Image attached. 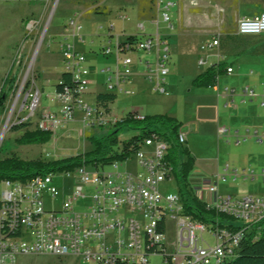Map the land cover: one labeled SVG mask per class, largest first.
<instances>
[{"label": "rangeland", "instance_id": "1", "mask_svg": "<svg viewBox=\"0 0 264 264\" xmlns=\"http://www.w3.org/2000/svg\"><path fill=\"white\" fill-rule=\"evenodd\" d=\"M170 1L174 3L169 11L171 27L162 18L159 23H154L158 13L154 18H142V0H59L56 5H46L41 0H0V95L5 93L6 97L0 104V158L17 156L23 160L42 159L49 162L94 152L96 144L92 138L103 140L113 131H117L119 142L115 148L119 150L125 141L139 134L140 130L129 125L115 127L113 119L106 125L87 128L80 112L76 111L75 119L62 123L45 143L24 144L18 141L27 130L38 128L36 125L43 111L59 110L54 96L56 84L65 71L60 43L69 19H77L81 23L82 39H76L75 45L86 57L87 64L95 66V71L87 76L90 83L83 95L91 104L95 103L98 93L108 92L105 85L109 76L107 68L113 69L116 64V56L106 57L102 47L115 44L118 39L124 40L128 35L145 38L147 34L139 26L144 22L147 33H155L158 29L161 39L170 45L172 57L166 77L168 94L160 93L154 82L142 75L145 68L140 59L154 61L157 47L148 54L143 50L127 52L124 56L132 58L133 74L124 85L128 92L119 91L117 99L111 104L110 117L118 121L139 110V113L148 116L175 115L181 120L180 130L187 137L185 146L198 158L188 173L195 191L205 180L216 181L217 174L225 173L224 166L229 164L231 172L237 169L241 175L234 178L228 174L225 180L219 182V193L264 196V139L259 141L264 125L254 116L264 113V104L258 96H246L245 102L235 107L219 97L226 89L233 94L232 88H235L234 94L240 99L244 87L255 88L253 76L250 75V79L249 75L241 74L238 63L233 62L237 69L234 73L221 74L216 90L194 82L208 68V64H199L200 58L207 55L210 56L205 57L209 60L207 63L213 59L216 63L219 61L212 58L210 52L204 54L201 47L217 35L235 33L238 18L264 10V0ZM153 14L155 12L152 11L150 15ZM30 19H36L38 23L33 32L28 33L26 24ZM251 37L255 42L264 40V34ZM215 50L220 55H235V52L222 49L220 42ZM224 61L225 58L221 59V63ZM31 88L34 92L39 89L41 97L35 115L28 119L29 112L21 109ZM22 123L24 127L13 129ZM7 124L4 134L3 128ZM221 126L228 127V132L220 134L218 128ZM236 130L241 137L240 142H237ZM106 168L110 170V166ZM54 184L68 195L76 185L81 184V180L56 174ZM161 191L164 194L179 192L178 180H166L161 184ZM83 192L85 197L76 203L79 211H86L91 205L93 185L84 184ZM198 195L200 199L208 197L205 191L198 192ZM47 204H51L50 201ZM206 239L214 243L210 236ZM158 261L159 257L152 258V264ZM18 264L88 263L73 256L20 255Z\"/></svg>", "mask_w": 264, "mask_h": 264}, {"label": "built area", "instance_id": "2", "mask_svg": "<svg viewBox=\"0 0 264 264\" xmlns=\"http://www.w3.org/2000/svg\"><path fill=\"white\" fill-rule=\"evenodd\" d=\"M41 1L56 5L59 0ZM148 1L155 12L152 18L158 13L155 23L162 18L171 27L169 11L173 1ZM37 23L36 19L28 21V33L33 32ZM139 26L144 31L143 22ZM82 29L77 19H69L65 25L61 55L65 71L77 85H65L63 90L56 91L54 99L59 110L40 114L36 126L41 130L55 134L62 123L75 119L76 111L87 128L106 125L111 119L113 124L117 122L102 104H91L83 98L90 83L87 76L95 71V66L88 65L84 54L76 48L75 40L82 39ZM237 33L264 34V12L240 18ZM219 42L217 35L201 49L205 52L217 48ZM111 44L102 47L106 57L116 56L115 67L107 68L108 92H128L124 85L133 74V60L125 53L143 50L148 54L157 47L154 61L140 59L145 68L142 75L154 82L160 93L168 94L166 77L170 72L171 48L161 39L158 29L134 42L126 37ZM207 62L204 56L199 60L200 65ZM232 71L228 66L227 72ZM244 92L253 94L248 88ZM40 97L39 89L34 92L31 88L26 94L21 111L29 112L28 119L35 115ZM132 116L144 120L146 115L135 112ZM153 128L141 147L126 160L111 161L110 170L99 161H83L70 171L38 172L26 180L0 179V264H18L20 255L73 256L88 264H152L155 256L159 257L157 264H224L237 254L245 237L254 231L255 238L259 237L264 228V196L219 193V181L225 180V175L217 174L216 181L207 180L196 191H190L199 199L198 192L204 190L207 194V198L200 199L213 212L207 220L200 221L186 213L191 200L188 194L181 190L167 194L161 191L163 182L176 178V165L170 159L167 130L159 123ZM219 132L224 134L227 128L221 127ZM177 138L185 147L186 134L179 130ZM228 170L227 165L225 171ZM56 174L75 177L81 184L66 195L54 184ZM228 174L234 178L241 175L237 170ZM84 184H92L94 194L88 209L79 211L76 203L85 197Z\"/></svg>", "mask_w": 264, "mask_h": 264}, {"label": "trees", "instance_id": "3", "mask_svg": "<svg viewBox=\"0 0 264 264\" xmlns=\"http://www.w3.org/2000/svg\"><path fill=\"white\" fill-rule=\"evenodd\" d=\"M96 1V0H94ZM153 10V5L148 0H142L140 6V16L146 17L150 15ZM260 36V35H259ZM127 41L134 42L139 39L136 35H128ZM220 46L224 50L235 52L236 55L242 54L251 50L252 54H264V40L253 41L252 37H242L235 33H226L220 37ZM227 74V64L217 63L208 66V68L200 73L195 79V83L207 88L215 87L218 83V78L221 74ZM63 83L56 84V91L63 90V87L69 86L74 88L77 84L73 81L70 73L64 71L61 74ZM5 93L0 95V104L6 98ZM115 92H100L96 96L98 104H102L108 112H110V105L117 99ZM138 112V111H137ZM133 113L128 114L122 119L118 120L114 126L121 127L129 125L140 130V133L134 135L129 140L122 144V147L117 150L119 140L117 131H113L105 139L99 140L92 138L96 144L94 152H86L77 156L63 157L52 161H44L42 159L23 160L17 156L7 158H0V179L11 180H26L38 172L50 171H70L76 166L86 162L99 161L102 164L108 165L111 161L126 160L131 152L141 147L142 141L153 132L156 123L161 124L168 132V138L171 141L170 159L176 165L175 176L178 180L180 190L188 194L190 197L189 204L186 206V213L197 220L203 221L211 218L212 210H208L206 203L196 196H192V188L188 180V173L195 161L194 156L190 150L178 143V132L182 126V122L177 118L168 114H161L155 116H145L144 120H136L133 118ZM25 124L16 125L14 130L24 127ZM53 136L51 131L41 130L39 127L32 130H27L18 141L24 144H42L50 140ZM92 155H97L93 157ZM93 158H92V157ZM179 161L181 165L178 167ZM261 224H264V220ZM255 231L245 237L239 246V250L235 256L227 260L224 264H264V228L259 237L255 238Z\"/></svg>", "mask_w": 264, "mask_h": 264}, {"label": "crops", "instance_id": "4", "mask_svg": "<svg viewBox=\"0 0 264 264\" xmlns=\"http://www.w3.org/2000/svg\"><path fill=\"white\" fill-rule=\"evenodd\" d=\"M262 12H264V10H262V11H259V12H256V13H252V14H245V15H241L239 18H238V20L240 19V18H242V17H251V16H254V15H257V14H259V13H262ZM238 20H237V25H238ZM155 23V22H154ZM159 23V22H158ZM143 24H144V22H143ZM144 26H145V24H144ZM144 34H147V35H151V34H153V33H147L146 32V30H145V28H144V31H142ZM235 34H237V35H239L238 33H237V28H236V32H235ZM263 35V34H262ZM110 36H112V34L110 35ZM239 36H242V37H249V36H259V35H239ZM120 40V39H119ZM123 40V39H122ZM122 40H120V41H122ZM216 48H213V49H209V50H207V51H205V52H203L204 54H206V53H208L209 54V52H210V54L209 55H211V57L213 58H218L219 59V61L217 62V63H221V59H223V58H225V60L226 61H224V63H226L227 64V67L228 66H231L232 68H233V71H232V73H234L235 72V70L238 68L239 69V72L241 73V74H243V75H252L253 76V81L255 82V88H251L250 89V86L248 85L247 87H244V89H246V88H248L249 89V91H252L253 92V94L252 95H250L249 93H245L244 91H243V93L244 94H242V95H244V96H242V95H239V97H240V99H237V97H238V95H236L235 96V94H234V89L235 88H232V92L231 93H233V94H230L229 93V90H225L224 92H222V94H220V96H219V94H218V96L220 97V98H222L223 100H226V101H228V103H232L235 107H237V106H239V104L238 103H241V102H245V98H246V96H249V97H259V99H261V101H262V103L261 104H264V54H262V55H255V54H252L251 53V50H248V51H246V52H244V53H242V54H239V55H236V53H235V55L234 54H223V55H220L219 53H217L216 52V50H215ZM204 57H207V58H209L210 56H204ZM229 58V59H228ZM209 61V60H208ZM233 62H237L238 63V67L236 68L235 67V65H234V63ZM217 64L216 63V60H214L213 59V61L212 62H209V63H207L208 64V66H210V65H212V64ZM228 74V73H227ZM220 77V76H219ZM219 79V78H218ZM250 79H251V76H250ZM217 85H218V83H217ZM217 85L215 86V87H210V88H212L213 90H216V88H217ZM139 112H140V110H139ZM170 116H173V117H175V118H177L175 115H170ZM256 118H257V120H259L260 121V124H262V125H264V113L262 112V113H256L255 115H254ZM178 119V118H177ZM179 120V119H178ZM179 121H181V120H179ZM221 127H225V128H227V132H228V127H226V126H221ZM220 127V128H221ZM182 128V127H181ZM220 128H218V131H219V129ZM197 131H199V127H198V129H197ZM237 132H236V137H237V142H240V138L241 137H239V132H238V130H236ZM226 132V133H227ZM220 133V132H219ZM263 139H264V129H263V131H262V133H261V135L259 136V141H263ZM186 148H188L189 150H190V152H191V149L189 148V147H187V146H185ZM191 154H192V152H191ZM193 155V154H192ZM194 156V158H195V161H198V158L195 156V155H193ZM229 166V170L226 172L225 171V167L226 166ZM235 170H237V169H235ZM224 172L225 173H223V174H221V175H225L226 176V178H227V176H228V173H232L231 172V167H230V165L229 164H226L225 166H224ZM238 172V171H237ZM219 174V173H218ZM239 174H241V173H239ZM189 180V183H190V186H191V188L192 189H194L193 187H192V182L190 181V179H188ZM206 181L207 180H205L204 182H203V184L204 183H206ZM221 181V180H220ZM219 181V182H220ZM202 184V185H203ZM196 185H198L197 183H196ZM201 185V186H202ZM202 191H204V190H202Z\"/></svg>", "mask_w": 264, "mask_h": 264}, {"label": "bare ground", "instance_id": "5", "mask_svg": "<svg viewBox=\"0 0 264 264\" xmlns=\"http://www.w3.org/2000/svg\"><path fill=\"white\" fill-rule=\"evenodd\" d=\"M7 128H8V124L5 125V127L3 128L4 129V134H5V132H7Z\"/></svg>", "mask_w": 264, "mask_h": 264}]
</instances>
